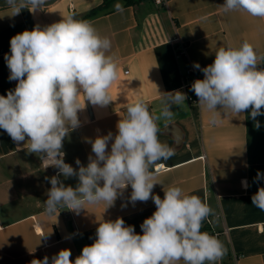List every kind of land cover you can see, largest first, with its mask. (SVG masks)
Returning <instances> with one entry per match:
<instances>
[{
	"label": "crops",
	"instance_id": "0c3cea01",
	"mask_svg": "<svg viewBox=\"0 0 264 264\" xmlns=\"http://www.w3.org/2000/svg\"><path fill=\"white\" fill-rule=\"evenodd\" d=\"M101 1L59 0L35 12L25 7L15 16L7 7L0 8V95L6 96L18 83L9 80L5 61L14 35L37 25L43 28L68 15L81 20ZM224 4L225 0H169L167 6H156L152 0H142L123 6L122 13L114 9L87 20L101 36L110 38L118 78L109 89L112 103L108 106L85 101V108L78 113L80 126L63 141L64 162L77 171V159L87 166L88 157L95 158L88 141L109 132L114 138L129 103L143 99L149 111L158 114L162 107L159 92L180 90L186 94L187 65L209 66L220 47H237L246 40L258 56H264V18L225 11ZM178 47L183 48V54ZM258 66L264 68V62L258 61ZM185 103L172 106L170 122L158 121L159 140L173 147L175 155L153 167L159 183L153 195L163 199L164 189L177 186L213 209L210 223L205 220L202 227L204 232L217 234L226 249L216 264H264V211L251 201L258 188L264 187V179L254 182L258 171L264 174V115L253 120L251 109L239 116L220 110L221 117L213 123L211 114L199 103L188 99ZM27 140L18 146L0 129V264H31L45 256L51 264V258L63 249L71 251L74 262L84 246L94 243L103 220L122 218L126 226L143 234L140 226L156 211V205L152 199L133 204L130 185L107 209L100 203L85 205L79 214L58 208L56 214L47 215L44 202L51 188L49 178L58 176L66 187L74 189L79 180L59 175L54 167L45 169L40 157L28 152ZM242 180L247 181V188Z\"/></svg>",
	"mask_w": 264,
	"mask_h": 264
},
{
	"label": "clouds",
	"instance_id": "9594fccd",
	"mask_svg": "<svg viewBox=\"0 0 264 264\" xmlns=\"http://www.w3.org/2000/svg\"><path fill=\"white\" fill-rule=\"evenodd\" d=\"M6 3L15 16L25 7L31 12L43 8L45 0ZM222 7L264 18V0H225ZM114 8L117 13L124 11L120 3ZM111 48L110 38L101 36L89 21L68 15L43 28L37 25L14 35L10 39L11 54H5L9 80L18 83L6 96L0 95V129L18 146L27 137L28 152L37 154L45 169L54 167L59 175L79 180L74 189L66 187L58 176L49 178L45 213L51 216L58 208H66L79 214L85 205L100 203L107 209L129 185L133 204L152 199L156 205V211L140 226L142 235L133 226H126L122 218L103 220L94 243L84 246L74 262L71 251L63 249L51 258V264H216L226 254L224 244L201 231L203 222L214 215L213 209L177 186L164 189L163 199L153 195L154 186L159 184L153 167L175 155L173 147L159 140L158 121L168 123L173 119L172 106L186 105L185 93L159 92L162 107L158 114L150 112L143 99L129 103L114 138L109 132L88 141L95 158L90 155L87 166L77 159V171L64 162L63 141L80 126L78 113L85 108V101L100 107L112 103L109 89L118 78V64L110 54ZM258 61L264 62V56H258L245 40L237 47H220L207 67L193 65L204 78L195 80L191 90L201 108L211 114L213 123L221 117L220 110L239 116L251 109L253 120L264 115V68ZM255 127H260L259 122ZM113 139L109 152L108 144ZM262 179L264 174L258 171L254 182ZM241 183L244 188L249 186L246 180ZM251 201L264 211V187L258 188ZM31 264H49V257L33 259Z\"/></svg>",
	"mask_w": 264,
	"mask_h": 264
},
{
	"label": "built area",
	"instance_id": "2783aa9c",
	"mask_svg": "<svg viewBox=\"0 0 264 264\" xmlns=\"http://www.w3.org/2000/svg\"><path fill=\"white\" fill-rule=\"evenodd\" d=\"M153 3L156 6H167L169 0H152ZM178 52L180 54H183V48H177ZM207 66H201V68H204ZM204 78V73L199 70L195 69L192 65L188 64L186 69H185V74H184V83L183 87L186 91L187 94V99L190 103H198V97L195 95V93L191 90V85L192 83L197 80V79H203ZM208 223H210V219H206ZM217 236V234H215Z\"/></svg>",
	"mask_w": 264,
	"mask_h": 264
},
{
	"label": "trees",
	"instance_id": "16d2710c",
	"mask_svg": "<svg viewBox=\"0 0 264 264\" xmlns=\"http://www.w3.org/2000/svg\"><path fill=\"white\" fill-rule=\"evenodd\" d=\"M142 0H102L98 5L94 6L90 11L81 19V20H90L93 17L97 16L99 13H108L113 11L114 5L118 2H122L123 6L126 5H136ZM206 228L204 226L201 228V231L204 232Z\"/></svg>",
	"mask_w": 264,
	"mask_h": 264
},
{
	"label": "water",
	"instance_id": "95a60500",
	"mask_svg": "<svg viewBox=\"0 0 264 264\" xmlns=\"http://www.w3.org/2000/svg\"><path fill=\"white\" fill-rule=\"evenodd\" d=\"M59 0H45V4L43 7H48L51 6L53 4H55L56 2H58ZM8 7L6 0H0V8H5Z\"/></svg>",
	"mask_w": 264,
	"mask_h": 264
}]
</instances>
